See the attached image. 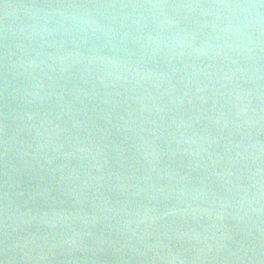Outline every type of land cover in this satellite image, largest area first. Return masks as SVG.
<instances>
[{
  "label": "water",
  "instance_id": "95a60500",
  "mask_svg": "<svg viewBox=\"0 0 264 264\" xmlns=\"http://www.w3.org/2000/svg\"><path fill=\"white\" fill-rule=\"evenodd\" d=\"M0 264H264V0H0Z\"/></svg>",
  "mask_w": 264,
  "mask_h": 264
}]
</instances>
